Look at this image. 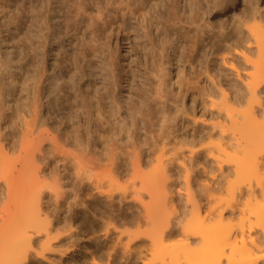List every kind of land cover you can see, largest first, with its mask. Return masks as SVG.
I'll list each match as a JSON object with an SVG mask.
<instances>
[{
  "label": "rangeland",
  "instance_id": "rangeland-1",
  "mask_svg": "<svg viewBox=\"0 0 264 264\" xmlns=\"http://www.w3.org/2000/svg\"><path fill=\"white\" fill-rule=\"evenodd\" d=\"M26 4V0H16L19 14L16 12L18 15L10 21L0 12V144L8 162L19 167L21 159L34 149V141L38 138L52 139L41 145V153L45 155L40 162L43 174L51 181L60 170L64 180H67L66 185L60 182L63 194L58 200L59 206L50 192H46L41 201V209L53 219L52 234H65L72 224L77 247L84 253L87 250L85 261L83 258L78 260L92 264L89 250L93 251L94 257L100 253L93 247L96 241L94 244H100L105 251L99 260L106 264L107 247L118 237L125 243L135 233L151 228V221L141 220L138 224L128 220L138 212L143 217L146 215L143 206L133 201L132 189L139 188L144 177L155 178V199L150 209L157 230L154 237H165L155 241L159 246V243L162 244L161 248L158 247L163 252L181 251L180 245L187 242L185 233L192 232L198 223L193 204L199 205L201 215L213 212L217 206L212 198L208 199L206 188L225 185L235 179L226 166L224 171H220L206 152L189 160L188 151H196L209 141L223 139V142H233L231 123L221 108L223 97L220 84L231 85L228 94L231 103L243 100L244 104L248 97L244 78L251 68L238 67L239 78L228 63L221 62V55L229 56L228 52L225 54L226 50L220 49L222 44L209 50L208 43L207 48L200 51L192 62L187 49L177 58L173 56L175 59L169 64L166 62L163 66L165 70L160 73L163 80L158 89L157 67L144 57L141 38L136 37L134 32H130L128 38L120 33L118 36L111 35L105 30L92 34L82 29L76 33L57 27V18L52 20L53 23L51 21L54 26L50 29L41 26L38 20L29 25ZM258 5L264 15V0ZM242 8L243 4L236 10L239 16ZM206 9L200 5L195 13L197 22L207 21L215 26V32L219 27L230 32L231 36L236 32L232 27L231 13L221 15L212 11L205 14ZM247 24L264 25V18L248 19ZM186 30L188 36L196 31L194 28ZM207 66L213 70L212 74L216 73L213 80L205 74ZM261 104L264 107V96ZM233 106L237 110L243 108L236 103ZM199 137L202 138L201 143H190V139ZM116 145L122 158L133 149L142 150L141 156L150 163L143 166L140 172H134L128 163L118 177L103 172L102 167L92 169V176L106 175L103 176V187L115 190L113 201L96 194L92 186L79 190L74 163L94 154L104 161ZM35 154L38 157L37 151ZM160 160L170 162L167 179L153 176V168ZM255 189L260 190L258 187ZM121 190H127L125 196L128 202L119 205ZM210 193L213 194L214 190ZM4 194L1 189V205L6 201ZM149 196L146 191L142 193L145 204L151 202ZM188 196H191V201ZM246 196L244 193L242 200L237 199L235 205L239 206ZM171 198L175 200V208ZM224 212L225 221L231 220V211L226 208ZM237 213L235 206V215ZM77 215L78 219L74 218ZM212 216L213 220L209 222L213 224L217 216ZM109 222L117 226L116 230H111L113 242L105 234L107 226L111 227ZM167 222L171 225L178 223L176 233L162 234ZM44 240V233L37 239L35 237L34 248H38ZM69 244V240L52 242L53 252H45L44 257L34 255L30 264H73V253L61 256L60 252ZM150 245L155 247L156 244L152 245L149 239H144L130 246L132 250L142 248L144 256L142 253L141 258L147 261L152 257L148 250ZM162 246L166 247L165 250ZM192 246L196 249L199 245L193 243ZM123 251L122 248L118 250L120 255ZM195 253L188 251L186 255L192 258ZM165 255L168 259L170 254ZM181 256L179 261L186 264L183 254ZM133 262L134 259L124 256L119 258L118 264ZM137 264L142 263L137 260ZM155 264H159L157 259Z\"/></svg>",
  "mask_w": 264,
  "mask_h": 264
},
{
  "label": "bare ground",
  "instance_id": "bare-ground-1",
  "mask_svg": "<svg viewBox=\"0 0 264 264\" xmlns=\"http://www.w3.org/2000/svg\"><path fill=\"white\" fill-rule=\"evenodd\" d=\"M260 1L26 0L25 14L29 25L38 20L41 26L50 29L54 26L52 20L57 18L58 23L55 20L57 27L76 33L82 29L89 30L92 34L105 30L111 35L118 36L120 33L128 38L129 33L134 32L136 37L141 38L140 46L144 57H148L151 65L157 67L159 72L158 89H160V82L163 80L160 73L165 70L163 66L166 62L169 64L175 59L173 56L177 58V55L183 53L185 49L188 50V58L192 62L200 51L207 48L208 43L210 44L209 50L213 46L219 48V45L222 44L220 49L226 50L225 54L228 52L229 56L221 55L220 60L223 64L228 63L239 78L241 74L238 67L251 68L248 72L246 71V78H244L248 93L246 102L243 104V100L232 101L243 108L239 107L240 109L237 110L233 106L234 104L229 101L228 94L231 85L228 84L226 87L220 84L223 97L221 108L225 110L226 118L231 123L233 142H223V139H219L218 141H209L207 145L196 151H188L189 160L206 152L215 161L220 171H224L226 166L234 174L233 181L229 180L225 185L220 184L213 188H206L209 193L208 199L212 198L215 201L217 209H214L213 212L210 211V214L201 215L199 205L194 203L193 208L198 223L192 232L185 233L188 237H185L187 242L180 245L182 252L176 249L173 252L170 251L174 255L170 252L167 253V250V252H163L160 249L162 244L159 243V240L165 237H154L157 230L153 219H151L150 210L152 201L155 199V178L144 177L141 186L132 189L131 197L133 201L143 206V209L146 210L143 213L146 215L143 214V217L140 215L142 213L138 212L136 216L132 215L128 221H136L139 224L141 220H148L151 221L152 226L147 231L135 233L127 242L122 243L120 237L113 242L110 237L111 230H116L117 226L109 222L111 227L107 226L105 234L106 238L112 239L113 243L107 247L108 262L106 264H118L119 258L124 256L127 259H134L133 264H137V260H140L142 264H155V259L159 261V264H179L181 261L179 256L182 254L183 260L186 259V264H264V107L261 104V98L264 96V25L247 24L248 19L264 18L259 10ZM241 4H243V8L241 16H239L236 10ZM200 5L207 8L204 10L205 14L212 11L221 15L231 13L234 22L232 27L236 29V32L231 36L230 32L221 27L217 28L218 31L215 32V26L207 21L197 22L195 13ZM18 7L16 0H0V12L2 11V16L8 21L16 17ZM189 28L196 30L191 36H188L186 30ZM186 38H189L187 42ZM213 53L214 51L210 54ZM211 71L213 70H210L209 66L205 68L207 78L213 80L216 73L213 72V75ZM46 140L52 141L51 138H38L34 141V149L28 156L21 159L19 167L8 162L0 144V190L4 191L6 197L3 205L0 204V264H30L31 257L33 258L34 255L44 257L45 252H53L52 242L60 243L63 240H69L70 244L62 249L63 252L60 250L61 256L73 253V264H85L87 250L84 253L77 247L73 225H69V230L65 234L58 232L53 235V219L50 218L47 211L41 209V201L46 192H50L53 199L56 198L54 201L59 206L58 200L63 194L60 192L62 188L60 182L63 181L64 185L67 182L64 180V176L62 177L60 170L51 181L48 180L49 176L46 177L43 174L40 162L45 159V155L41 153V145ZM201 141V137L190 139L191 144H199ZM36 151L38 157H36ZM141 153L142 150L133 149L126 153L125 158H122L119 147L116 145L104 161L95 154L85 160L76 161L73 166L79 179V190L86 186H92L96 194L104 195L113 201L116 198L115 190L103 187L105 183L103 176L106 175L92 176L90 172L94 167H102L103 172H109L118 177L123 173L125 170L123 167L128 163L134 172H140L143 166L150 163V160H145L147 158L141 156ZM169 165L168 160L165 163L160 160L153 168V176H163L167 179ZM63 170H65V166H63ZM186 171H188L187 168ZM187 176L189 177V175ZM255 187L260 190L257 191ZM213 190L214 193L221 191L222 194H211L210 192ZM145 191L151 198V202L147 204L142 201L141 197ZM126 193L127 190L119 192V205L128 202ZM244 193L247 194L246 199L241 201L239 206L235 205L237 199L242 200ZM190 197L188 200L191 199ZM170 202L175 208L174 198H171ZM235 206L238 209L236 215ZM226 208L231 211L232 215L231 220L228 221H225L224 211ZM212 215L217 216V220L213 224L209 222V220H213ZM74 218L78 219V215ZM177 224L174 222L171 225L167 222L162 229V234L176 233ZM91 228L93 231V225ZM43 233L45 240L35 249L33 240ZM144 239H149L152 245L156 244L155 247L150 245L152 248L149 246L151 249L148 250L152 257L147 261L141 258L142 253L144 256L142 248L138 250L133 248L132 250L130 246ZM155 239H159L160 246ZM94 243L93 247L100 250V253L94 257L93 251L89 250L92 264H103L99 259L103 257L105 251L102 249L104 248L100 244L95 245ZM193 243L199 246L194 249ZM119 248L124 250L121 255L118 252ZM162 248L165 250L166 247L162 246ZM188 251L197 253L189 258L186 255ZM164 253L170 254L167 256L168 259ZM78 258H83L84 261L81 263Z\"/></svg>",
  "mask_w": 264,
  "mask_h": 264
}]
</instances>
